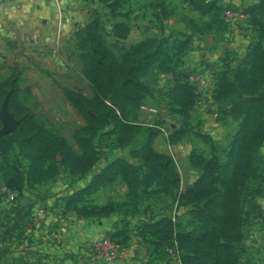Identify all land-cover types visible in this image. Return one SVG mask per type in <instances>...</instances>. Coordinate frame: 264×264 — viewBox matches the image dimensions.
<instances>
[{
	"label": "rangeland",
	"instance_id": "1",
	"mask_svg": "<svg viewBox=\"0 0 264 264\" xmlns=\"http://www.w3.org/2000/svg\"><path fill=\"white\" fill-rule=\"evenodd\" d=\"M196 1L212 3L216 11L201 15L188 0H125L117 9L129 12L130 28L126 37L118 38L110 28L121 18L111 17L104 3L97 0L80 1L91 14L84 11L65 31L58 29L55 0H0V107L10 92L7 108L10 101L13 107L27 109L46 134L62 137L75 152L81 149L74 136L86 122L65 92L94 98L86 72L85 39V26L92 18L98 19L97 30L118 61L130 46L147 38L166 39L161 48L173 54L178 71L186 75L192 100L182 113L181 103L170 95L173 75L159 71V58L155 59L138 77L145 87L140 101L127 106L124 116L118 115L122 122L139 129L120 136L111 130L113 119L107 118V124L92 138L96 159L87 172L72 174L61 165L52 179L10 190L0 171V264L182 263L176 234L190 231L200 222L197 210L201 203L190 201L187 194L202 172L193 158H223L245 119L240 111L242 102L264 98V77L252 86L254 78L239 71L255 42L264 48V13L254 24L248 9L260 0ZM148 3L156 5L159 21L150 18ZM143 8L147 13L140 19ZM226 8L241 11L247 18L227 22L222 18ZM169 14L172 17L167 18ZM206 23L211 26L201 30ZM258 112L264 118V107ZM150 131L151 148L172 161L178 176L177 188L171 192L148 181L155 164L143 158L142 144ZM258 154L264 161V141ZM113 160L134 167L138 178L134 204L96 217H80L67 209L68 196L86 186ZM20 161L23 167L29 163ZM253 186L256 182L247 184L233 264H264V196L253 194ZM129 191L128 182L118 174L83 203L89 207L123 201ZM9 193H14L12 200ZM160 219L170 222L172 235L156 245L157 237L145 226ZM141 231L145 237L140 236ZM100 234L112 235L126 255L111 263L95 255L88 242Z\"/></svg>",
	"mask_w": 264,
	"mask_h": 264
},
{
	"label": "trees",
	"instance_id": "2",
	"mask_svg": "<svg viewBox=\"0 0 264 264\" xmlns=\"http://www.w3.org/2000/svg\"><path fill=\"white\" fill-rule=\"evenodd\" d=\"M97 1L104 3L111 17L128 15L127 12L120 13L117 9L125 0ZM188 2L201 15H210L216 11L212 3L202 4L196 0ZM248 9L252 23H259L258 16L264 13V0ZM97 26V18H92L85 26L88 46L86 60L89 61L86 72L94 98H85L72 91L65 92L68 100L86 122L74 136L81 149L80 153L75 152L62 137L46 134L41 126L35 123L33 115L27 109L13 107L9 101L8 108L20 119V123L17 132L0 135V171L8 189H19L23 185L27 188L33 183L52 179L61 165L72 174L87 172L96 159L92 138L99 128L107 124V118L113 119L111 130L120 136L133 129H139L138 126L122 122L118 115L124 116L127 106L140 101L145 87L138 77L155 59L159 58V71L171 72L173 75L170 95L181 103V112L185 111V105L192 102L190 87L184 81L186 75L178 71L173 54L161 48V43L166 39L147 38L130 46L118 61L104 44ZM210 26L211 24L206 23L201 30ZM110 30L116 37L124 38L129 27L123 21H116ZM239 71L240 74L246 73L248 78H254L252 86L261 83L264 77V48H261L259 42H255L249 50ZM242 103L244 105L240 111L245 114V119L235 131L224 157L212 155L208 159L193 158L202 168V172L188 188L187 194L190 201L201 203L197 210L200 222L192 230L176 234L177 242L183 251L181 264H233L236 257V241L241 237L247 184L256 182V186L252 188L253 194L264 196V161L258 154L259 145L264 141V118L258 109L264 107V98H248ZM152 136L150 131L142 144L143 158L148 164H155L148 181H152L151 183H155L163 191L171 192L177 188L178 176L172 161L151 148ZM173 140L174 138H171V141ZM15 145L18 147L17 153ZM22 159L29 161L26 167H23L20 161ZM118 174L130 187L125 200L89 207L83 203L88 195L113 182ZM137 182L138 178L134 175L132 165L113 160L86 186L68 196L66 208L73 210L80 217L108 215L125 208L128 203L134 204L133 189ZM161 224L163 225L160 226ZM145 228L157 237L154 241L156 245L172 235L168 220L160 219L148 223ZM144 233L141 231L140 236L145 237ZM110 238L114 240L112 235ZM114 241L121 244L117 240Z\"/></svg>",
	"mask_w": 264,
	"mask_h": 264
},
{
	"label": "built area",
	"instance_id": "3",
	"mask_svg": "<svg viewBox=\"0 0 264 264\" xmlns=\"http://www.w3.org/2000/svg\"><path fill=\"white\" fill-rule=\"evenodd\" d=\"M222 18L227 22H233L246 19L247 14L236 9L226 8L222 11ZM8 198L12 200L14 193H9ZM38 212L41 214L43 210L39 209ZM88 245L95 255L100 256L107 263L114 262L126 255L125 248L106 234L93 236L89 240Z\"/></svg>",
	"mask_w": 264,
	"mask_h": 264
},
{
	"label": "crops",
	"instance_id": "4",
	"mask_svg": "<svg viewBox=\"0 0 264 264\" xmlns=\"http://www.w3.org/2000/svg\"><path fill=\"white\" fill-rule=\"evenodd\" d=\"M56 1V8H57V13H58V29H60V31L64 30L66 26L69 25V23H72L73 21H75L76 19H78V17H80L81 13L83 14V12L85 11L86 14L88 16H90L91 14V10L89 9H85V7L81 6L80 1L82 0H55ZM91 3H95L96 0H89ZM144 6V4L142 5ZM147 8H150V12L148 13L150 15V18L155 19L156 21L161 18L158 12H157V7L155 4H151L148 3ZM144 11V8L143 10ZM147 13V11H144L140 14V19L142 18V16H144V14ZM128 15L126 16H118L121 18V20L118 21H123L125 22L128 27L130 28V23H129V12H127ZM172 17L170 14L167 16V18ZM201 34H199L200 36Z\"/></svg>",
	"mask_w": 264,
	"mask_h": 264
},
{
	"label": "water",
	"instance_id": "5",
	"mask_svg": "<svg viewBox=\"0 0 264 264\" xmlns=\"http://www.w3.org/2000/svg\"><path fill=\"white\" fill-rule=\"evenodd\" d=\"M9 93L10 92L6 93L0 107V121L2 125V127L0 128L1 135L13 133L14 131H16L20 123V119L15 118L14 115L8 111L7 101H8Z\"/></svg>",
	"mask_w": 264,
	"mask_h": 264
}]
</instances>
